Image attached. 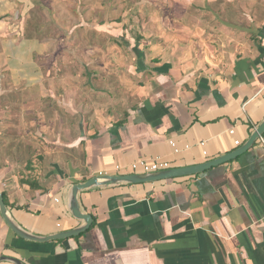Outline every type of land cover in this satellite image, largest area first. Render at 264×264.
Segmentation results:
<instances>
[{
    "label": "crops",
    "instance_id": "crops-1",
    "mask_svg": "<svg viewBox=\"0 0 264 264\" xmlns=\"http://www.w3.org/2000/svg\"><path fill=\"white\" fill-rule=\"evenodd\" d=\"M75 4L80 14L88 6L101 14L88 19L93 67L125 74L116 99L109 73L86 87L81 78L48 73L65 65L50 62L49 40H34L31 14L51 15L58 5L52 22L66 13L76 35ZM263 120L264 0H0V194L31 235L85 225L69 209L75 184L216 161L241 148ZM67 133L77 134L69 140ZM77 206L90 216L89 228L44 243L19 238L0 214V258L264 264V146L255 142L194 175L91 187L77 194Z\"/></svg>",
    "mask_w": 264,
    "mask_h": 264
},
{
    "label": "rangeland",
    "instance_id": "rangeland-1",
    "mask_svg": "<svg viewBox=\"0 0 264 264\" xmlns=\"http://www.w3.org/2000/svg\"><path fill=\"white\" fill-rule=\"evenodd\" d=\"M40 6L41 5H38V7ZM57 6L58 5L50 6V7L51 9H54L55 11V8ZM71 7H73L71 11L74 10L75 12L74 15L76 16V18L78 17V19H80V20H77L76 22H78L79 24L78 28L82 30V31H79L76 35H72L71 33V31L75 29V27H72L71 24L69 23L68 21L69 18H67L66 13L64 16L62 15V18H65L64 21L57 20L55 22L54 20V23L52 22L51 19L53 17L55 18V16L58 15V14L55 15L54 11L51 15L50 14L44 15V13L41 14V12L31 14V19L29 20V22L34 24V26H31L33 30V35H35L34 40L40 41V43L46 42V40H49L50 45H51V48L49 51L50 53H45V54L48 56L50 62L55 61L57 64L65 65L63 67L58 65L59 70H57V68L50 69L48 73L51 72L52 75L50 76L55 77L54 78L55 80L57 79V77H59L58 71L61 74L60 78L65 77L67 79L68 76L81 78V81L83 82L82 87H86V85L93 86L94 78L95 80H99L100 78H103V80H106L105 75L106 73H109L107 77L114 81V88L112 91L108 90V92L111 94H114L115 99H116L117 88L121 87L120 83L124 82V79H126L125 74L122 75L121 73L122 70L120 69L119 70L114 69L110 71L109 69L108 70L105 69V65L107 64H103L102 66L99 65L97 68L93 67V21L88 20V19L93 20V16L98 15L97 18L99 20L101 19V14L99 12L97 14H92L93 8H90L88 6L87 8L89 10L90 9L92 10L88 11L87 13H83L86 15L85 16L83 14H80L81 6L79 4H75L74 6H71ZM83 8H85V6H83ZM58 22L60 24H63L64 28H61L63 31L59 30ZM43 27L45 31L42 29ZM38 29H39V32H38ZM40 29H42L43 31L41 32ZM63 33H67V36H63ZM68 33H69V36H68ZM42 34L43 35L48 34V35L46 37L44 36L43 38L41 37ZM102 60L105 63H107V61H105V58ZM72 61H74V63H72ZM93 71H96L100 74L98 78L93 77ZM128 77L129 76L127 75V80H128ZM118 80H120V82H118ZM96 85H97V89L101 90L100 93L103 94L105 92V86L100 87L101 85L99 84H96ZM83 95H86V94H83ZM84 102L88 103L87 101H84ZM67 108L72 109L71 107H67ZM85 111L89 112V109H86ZM91 113L93 112L91 111ZM76 134L77 133H71V134L67 133L66 136L68 137L69 140H71L76 136ZM43 137H44L43 135L36 136L38 140H43ZM34 151H35V160H36L40 156L42 157L41 154L45 151V149L42 147V150L36 149ZM38 151H40L41 154L38 153Z\"/></svg>",
    "mask_w": 264,
    "mask_h": 264
},
{
    "label": "water",
    "instance_id": "water-1",
    "mask_svg": "<svg viewBox=\"0 0 264 264\" xmlns=\"http://www.w3.org/2000/svg\"><path fill=\"white\" fill-rule=\"evenodd\" d=\"M264 134V120L261 122V124L252 132L251 136L247 140V142L238 150L235 152L226 155L224 157L219 158L216 161L206 163L203 165L195 166V167H189V168H183V169H175V170H169V171H163L155 174H151L149 176H97L94 178H91L85 183L75 184L70 192V198H69V209L74 218H77L78 220H82L85 222V225L80 227L79 229L63 232L60 234H56L53 236L48 237H37L34 235H31L24 230H22L10 217L8 210L5 206L3 196L0 194V214L3 218L5 224L7 227L19 238L31 242H39L44 243L48 241H55V240H62L67 239L71 237L79 236L80 234L84 233L89 228V222L91 221L90 216L82 214L81 211H79V208L77 206V194L82 191L89 189L91 187L95 186H104V185H111V184H139V183H149V182H155V181H161L165 179L180 177V176H187V175H194L201 173L205 170L210 169L211 167L219 166L225 162H228L230 160H233L237 158L238 156L246 153L253 144L258 140L260 136ZM8 261L13 264H24L23 262L9 257H2L0 258V261Z\"/></svg>",
    "mask_w": 264,
    "mask_h": 264
},
{
    "label": "built area",
    "instance_id": "built-area-1",
    "mask_svg": "<svg viewBox=\"0 0 264 264\" xmlns=\"http://www.w3.org/2000/svg\"><path fill=\"white\" fill-rule=\"evenodd\" d=\"M256 142H258V143H260L262 146H264V136H263V135L260 136Z\"/></svg>",
    "mask_w": 264,
    "mask_h": 264
}]
</instances>
